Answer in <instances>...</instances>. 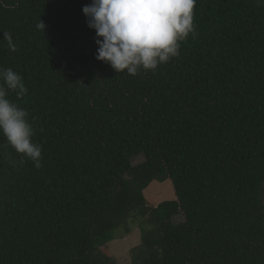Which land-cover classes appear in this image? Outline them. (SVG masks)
<instances>
[{
	"label": "trees",
	"instance_id": "16d2710c",
	"mask_svg": "<svg viewBox=\"0 0 264 264\" xmlns=\"http://www.w3.org/2000/svg\"><path fill=\"white\" fill-rule=\"evenodd\" d=\"M90 3L0 0V67L27 88L8 98L42 147L36 168L0 133V264H116L128 222L130 264H264V4L196 0L179 55L130 76L95 58Z\"/></svg>",
	"mask_w": 264,
	"mask_h": 264
},
{
	"label": "clouds",
	"instance_id": "9594fccd",
	"mask_svg": "<svg viewBox=\"0 0 264 264\" xmlns=\"http://www.w3.org/2000/svg\"><path fill=\"white\" fill-rule=\"evenodd\" d=\"M195 6L196 0H91L82 11L96 33L95 58L118 73L135 76L179 55L180 42L194 32ZM36 27L45 30L41 20ZM3 40L11 52L18 50L10 33H3ZM12 92L17 99L27 94L23 79L11 68L0 67V133L22 162L27 158L40 168L42 147L33 143L29 113L8 98Z\"/></svg>",
	"mask_w": 264,
	"mask_h": 264
},
{
	"label": "rangeland",
	"instance_id": "374dc122",
	"mask_svg": "<svg viewBox=\"0 0 264 264\" xmlns=\"http://www.w3.org/2000/svg\"><path fill=\"white\" fill-rule=\"evenodd\" d=\"M143 162L144 157L139 156L133 159L132 165L138 166ZM143 194L145 197L146 206L148 208H154L157 204L174 200L173 187L171 182L168 180L162 183L154 182L150 184ZM147 218L148 217H145L143 220H146ZM180 218L181 217H177L176 222L182 221V218ZM125 229H131V233L126 236L121 234L122 239H115L109 245L101 248V251L107 253L116 264H130L132 262L131 255L141 243L142 232L137 228V225L133 227V225H130L128 222L126 225H124V227H120L118 230L121 232Z\"/></svg>",
	"mask_w": 264,
	"mask_h": 264
}]
</instances>
